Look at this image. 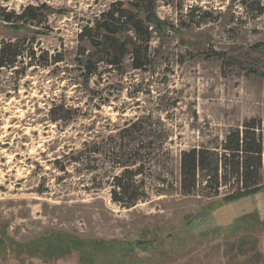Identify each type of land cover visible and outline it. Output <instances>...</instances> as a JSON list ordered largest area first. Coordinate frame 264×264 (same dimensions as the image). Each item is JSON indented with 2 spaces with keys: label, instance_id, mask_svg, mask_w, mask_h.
Here are the masks:
<instances>
[{
  "label": "rangeland",
  "instance_id": "374dc122",
  "mask_svg": "<svg viewBox=\"0 0 264 264\" xmlns=\"http://www.w3.org/2000/svg\"><path fill=\"white\" fill-rule=\"evenodd\" d=\"M251 2L0 0V40L25 55L0 69V264H264V169L258 191L235 201L225 187L213 197L180 190L183 150L218 149L232 128L264 119V12ZM113 4L149 27L146 69L130 53L115 67L96 51V24ZM88 54L99 59L90 77ZM88 143L94 171L74 160ZM127 145L147 190L131 208L109 183ZM51 234L115 246L90 262L78 248L45 257L36 242Z\"/></svg>",
  "mask_w": 264,
  "mask_h": 264
},
{
  "label": "trees",
  "instance_id": "16d2710c",
  "mask_svg": "<svg viewBox=\"0 0 264 264\" xmlns=\"http://www.w3.org/2000/svg\"><path fill=\"white\" fill-rule=\"evenodd\" d=\"M254 2L255 0H252L247 8ZM255 4L259 8L258 13H263L264 3L258 0ZM29 9L34 11L35 7L30 6ZM16 18L22 20L23 14H18ZM6 20H15V13L8 14ZM122 25L131 27L134 37L121 38L114 29ZM96 30L100 32V37L93 43L96 45V51L106 56L107 65L120 66L126 54L130 53L133 68H147L150 49L149 27L133 10L113 4L102 13L100 21L96 24ZM85 35L94 38L96 33H85ZM23 56L25 55L19 48V42L0 40V69L15 67ZM29 58L30 62L35 58L33 51L29 54ZM93 59V55L88 54L83 62L88 77L96 73L99 63V59L95 62ZM52 119L58 120L57 117ZM135 124L121 129L119 134L129 131ZM127 146L129 147L127 151L125 147H120L121 155L113 161L109 183L112 186V200L123 207L131 208L147 197V190L145 181L137 179L143 174V167L138 165L135 157V159H124L128 157L127 154L133 156L138 149L131 148V145ZM97 150V143H88L78 152L74 160L84 162L85 159H89V170H97L95 163H91V154H96ZM263 169L264 119L253 117L247 119L241 126L232 128L218 149L195 147L183 150L180 154V190L182 194L188 196L199 192L201 187L202 195L213 197L219 196L221 188L225 187L229 190L224 199L235 201L258 191ZM113 246H115L114 241L103 238H75L72 235L56 238L54 234H51L49 238L44 237L36 242L35 248L44 251L42 254L45 257L63 256L71 253L74 248H78L82 253V260L90 262L97 256H94L95 254L110 251Z\"/></svg>",
  "mask_w": 264,
  "mask_h": 264
}]
</instances>
